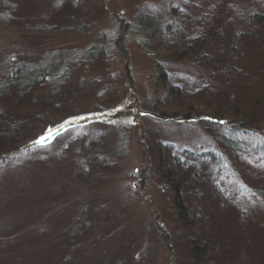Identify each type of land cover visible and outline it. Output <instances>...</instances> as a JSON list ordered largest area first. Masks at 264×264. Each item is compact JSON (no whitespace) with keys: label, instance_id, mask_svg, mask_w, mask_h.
<instances>
[{"label":"rangeland","instance_id":"374dc122","mask_svg":"<svg viewBox=\"0 0 264 264\" xmlns=\"http://www.w3.org/2000/svg\"><path fill=\"white\" fill-rule=\"evenodd\" d=\"M182 1L0 0V86L54 65L0 92V264H264V43L236 84L151 53L135 15Z\"/></svg>","mask_w":264,"mask_h":264},{"label":"trees","instance_id":"16d2710c","mask_svg":"<svg viewBox=\"0 0 264 264\" xmlns=\"http://www.w3.org/2000/svg\"><path fill=\"white\" fill-rule=\"evenodd\" d=\"M135 19L140 24L141 41L147 46L151 41L154 43V46L151 44V49H149L151 53L156 54L157 48L163 49L165 60L170 61L181 60L195 54L210 68L212 74L223 77L231 84H236L237 74L240 71L237 57L240 54L238 47L240 39L252 35L264 43V0H183L177 6L170 7L167 21L158 20L148 13H138ZM124 54H126L125 51H123ZM53 68L52 63L43 68L44 70L31 74L26 68L12 70L8 74L9 82L0 86V92L8 90L9 83L14 82L16 78H22L24 85L31 86ZM26 70L28 72L25 74ZM173 91L177 92L178 89L174 88ZM157 118L175 119L176 122L202 119V117H188V114L179 119L176 114L163 112L157 113ZM21 123L18 121V125ZM211 123L215 122L211 121ZM12 131L8 130L7 135H11ZM4 135L6 136L0 133V136ZM32 145L39 146L36 142ZM259 151L261 156L259 154L258 157H264V147ZM197 156L209 160L217 158L211 152L199 153ZM171 162L169 164L177 167L178 171L170 172L171 169L166 167L168 166L166 164L162 167L171 182L176 178L179 182L180 175L184 174L182 159L180 156H173ZM177 207L180 217L184 218L186 214L181 212L183 206L177 204ZM188 241L193 245L191 249L196 255L205 252L201 238L199 240L191 238Z\"/></svg>","mask_w":264,"mask_h":264},{"label":"snow or ice","instance_id":"6c2138e0","mask_svg":"<svg viewBox=\"0 0 264 264\" xmlns=\"http://www.w3.org/2000/svg\"><path fill=\"white\" fill-rule=\"evenodd\" d=\"M80 119H87V117H80ZM130 123H131V121H129ZM65 123H68L67 121L65 122ZM60 127L61 128H63V124L62 125H60ZM52 135V130L51 129H49L48 130V132H47V134L45 135V136H42V137H40L37 141H36V143L37 144H46L47 142H49V137Z\"/></svg>","mask_w":264,"mask_h":264}]
</instances>
